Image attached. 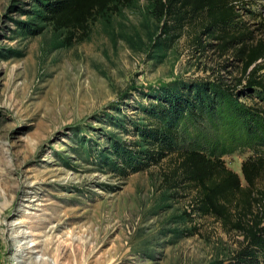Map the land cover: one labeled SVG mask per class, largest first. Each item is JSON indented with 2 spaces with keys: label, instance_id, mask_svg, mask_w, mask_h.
Wrapping results in <instances>:
<instances>
[{
  "label": "rangeland",
  "instance_id": "374dc122",
  "mask_svg": "<svg viewBox=\"0 0 264 264\" xmlns=\"http://www.w3.org/2000/svg\"><path fill=\"white\" fill-rule=\"evenodd\" d=\"M247 36L264 40V0H243ZM149 0L95 16L82 41L42 22L38 0H0V264L227 263L242 237L193 209L171 180L174 157L123 174L119 152L145 149L151 104L240 72L218 41L171 47ZM43 31L38 34V30ZM248 91L238 103L257 107ZM190 123L189 148L221 158L242 186L247 146L218 122Z\"/></svg>",
  "mask_w": 264,
  "mask_h": 264
},
{
  "label": "trees",
  "instance_id": "16d2710c",
  "mask_svg": "<svg viewBox=\"0 0 264 264\" xmlns=\"http://www.w3.org/2000/svg\"><path fill=\"white\" fill-rule=\"evenodd\" d=\"M135 0H38L43 23L65 32L66 44L82 41L88 24L97 15L116 11ZM153 15L162 21L161 32L167 47L176 43L188 28L191 41L202 47V39L218 41V51L238 47L233 60L240 78L234 86L205 81L169 93L151 104L148 127L141 133L145 149L119 152L115 163L120 173L144 171L174 157L171 180L194 192L193 209L201 217L217 220L226 231L242 237L238 250L225 264H264V40H249L239 9L243 0H149ZM43 28L38 30V34ZM249 92L257 107L238 103ZM218 122L227 138L247 146L252 155L241 163L245 182L228 169L221 158H211L189 148L186 127L196 122ZM224 264V263H217Z\"/></svg>",
  "mask_w": 264,
  "mask_h": 264
}]
</instances>
